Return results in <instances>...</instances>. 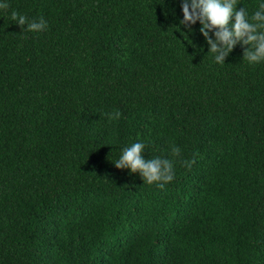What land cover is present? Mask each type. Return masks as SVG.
Here are the masks:
<instances>
[{"label": "trees", "instance_id": "obj_1", "mask_svg": "<svg viewBox=\"0 0 264 264\" xmlns=\"http://www.w3.org/2000/svg\"><path fill=\"white\" fill-rule=\"evenodd\" d=\"M8 3L0 264H264V61L215 62L181 0ZM137 139L172 160L163 189L115 166Z\"/></svg>", "mask_w": 264, "mask_h": 264}, {"label": "clouds", "instance_id": "obj_2", "mask_svg": "<svg viewBox=\"0 0 264 264\" xmlns=\"http://www.w3.org/2000/svg\"><path fill=\"white\" fill-rule=\"evenodd\" d=\"M163 3V0H161ZM236 0H181L180 25L191 30V25L199 21L200 32L214 55L217 63H225V57L237 43L247 45L243 58L248 63L264 61V0L249 15L245 6L237 7ZM9 8L8 0H0V9ZM10 18L15 23L26 26L31 31L46 30L47 21L40 17L29 21L28 18L13 10ZM118 115V113H117ZM145 143L137 139L121 149L119 157L113 162L117 168L138 173L143 183H156L163 189L167 182L174 179V165L166 156L145 157ZM179 146L172 148L174 155L180 154ZM187 163V162H186Z\"/></svg>", "mask_w": 264, "mask_h": 264}]
</instances>
